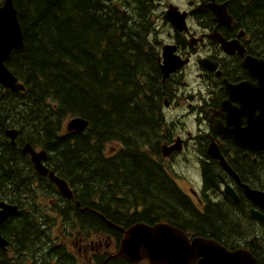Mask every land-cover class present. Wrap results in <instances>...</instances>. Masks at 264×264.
<instances>
[{"label":"flooded vegetation","instance_id":"flooded-vegetation-1","mask_svg":"<svg viewBox=\"0 0 264 264\" xmlns=\"http://www.w3.org/2000/svg\"><path fill=\"white\" fill-rule=\"evenodd\" d=\"M156 4L157 8L159 6L161 8L160 3ZM170 6L187 13V33L177 31L166 22L165 14ZM215 12L224 13L222 24L216 21ZM253 17L258 20H254ZM157 21L166 27L168 38V42H161L157 46L158 57H161L165 45H172L174 55L188 62L169 74L165 80L158 69L160 78L156 83L153 70L148 69V78L158 88L157 92L151 90V94L158 98V105L149 109L154 115L159 116L160 127H164L163 132L158 139L151 140L152 136L148 135L143 139L145 135L141 133L121 130V137L118 135L119 140L116 141L120 143V150H116L110 159L118 161V158L132 150L130 145L136 146L141 141L139 144L142 145L141 150H138L146 154L144 155L146 160L157 166L169 182H173L178 193L198 215L204 217L208 208L216 205L220 206L219 211H226L232 217H235L234 212L230 210H235L241 217V221L239 219L241 223L226 236H220V232L207 231L201 220L199 221L202 227H199L195 219L189 218L185 211L177 219L156 220L143 217L131 221L126 218L128 224L118 226L127 230L138 223L151 227L158 223H167L181 231L188 243L204 239L213 241L228 251H247L255 258L256 264H259L258 258L262 259L264 254V224L253 220L250 213L254 211L264 216V211L250 201L245 195V189L264 194V148L251 150V146L242 138L250 134L251 127H264V85L258 84V77L264 79V0H186L185 4L167 1ZM192 22L196 29H193ZM220 40L233 42L237 50L231 55L224 53ZM201 59L208 61L200 63ZM205 63L213 65L214 69ZM88 127L89 123L82 132H67L65 125L63 130L61 127L60 132L85 137ZM127 128L133 129V127L125 129ZM11 134L14 138L10 137ZM32 139H36V144ZM38 139L40 137L34 135L29 124H12L0 116V157L6 160L5 164H11L19 175L18 180H10L11 172L14 171H11L10 167L4 168L11 171L9 175H0L2 181L0 203L18 207L0 224V234L7 243L4 249L0 248V260L15 264H53L56 258L50 251L54 247L65 249L64 245H67L63 236L56 238L57 240L60 238L58 244L49 243L48 235L45 246H41V236L37 244L27 246L24 244V238L15 235V229L11 227L20 221L11 217L15 214H24H21L23 192L28 194V191L32 190L50 199L51 203L45 205L44 209L52 206L53 211L59 208L62 210L68 204L79 210L81 204L82 207L86 204L79 198L87 199L86 192L90 190L89 187L98 184L95 174L93 176L86 174L80 176L82 178L78 177L77 181H72L68 173L61 172L62 168L58 162L60 158L50 153L53 151L45 150L43 144L38 143ZM69 143L68 146L75 144L76 141L72 140ZM27 145L37 154L45 153V159L41 164L48 171L46 176L36 171L31 154L26 150ZM144 145L147 153L143 150ZM179 165L183 171L175 173L174 170ZM121 170L119 174H122ZM49 174L67 183L73 195L72 199L68 200L59 193ZM118 181L120 183L113 189L114 192L110 188L106 189L101 200L103 204L107 202L108 194H114L116 202L122 199L120 196L132 194L129 187L124 186L125 183ZM225 188H229L235 194L237 201L224 191ZM35 198L34 213L40 210L38 206L40 197L38 195ZM30 204L29 208L32 209ZM127 205L128 210L125 208L118 210L124 217H127L129 211L140 214L146 208L137 203L130 208V201ZM237 206L239 208L236 209ZM78 221L79 216L76 215L75 227H78ZM31 222L36 226L35 221ZM110 230L119 233V239L99 230L97 245L93 240L82 245L80 244L82 236L80 238L69 236L73 238L75 250L82 259L92 262L89 251L94 249V246L102 248V238L104 241L112 239L114 246L113 252L104 253L105 259L116 252L114 243L118 244L123 234L115 229ZM11 248L14 249V254L10 252ZM114 259L116 258L111 260ZM71 264H80L76 255H73Z\"/></svg>","mask_w":264,"mask_h":264},{"label":"trees","instance_id":"trees-1","mask_svg":"<svg viewBox=\"0 0 264 264\" xmlns=\"http://www.w3.org/2000/svg\"><path fill=\"white\" fill-rule=\"evenodd\" d=\"M12 2L17 10L24 51L12 52L6 66L23 85L24 91L12 93L0 87V116L12 124H29L34 135L40 137L38 143L60 158L59 162L65 165L72 181L86 174H95L98 180V184L91 185L86 192L87 199L79 198L86 203L84 207L81 204L78 210L66 204L62 210L58 207L54 212L61 217L78 215L80 233L101 230L117 239L119 233L110 230L105 221L118 226L128 224L126 218L131 221L143 217L172 220L185 211L199 227H202L201 220L207 231L220 232V236L236 229L241 217L233 209L230 211L235 217L219 211L221 208L216 205L208 208L204 217L198 215L178 193L173 182L146 160V154L140 151L141 141L136 146L130 145L132 150L118 161L101 160L104 144L118 141L121 130L141 133L145 135L143 139L149 135L152 140L158 139L163 132L159 116L149 109L158 105V98L151 94L152 89L157 92L158 88L148 78V69L153 70L155 83L160 78L159 44L153 35L155 0ZM74 117L88 121L85 137L61 134L64 121ZM72 140L76 141L75 145L68 146ZM32 142L36 144V139ZM5 163L6 160L0 157V175H9L14 170L10 180H18L17 171ZM6 167L11 171H6ZM120 170L122 174H119ZM118 180L125 183L132 194L120 196L119 202L114 199V194H108V200L103 204L101 200L106 189L114 192L120 183ZM129 201L130 208L137 202L146 208L140 214L129 211L124 217L118 210H128ZM85 208L84 212L80 211ZM29 213H32L30 209ZM29 213L12 216L11 219L18 218L20 223L11 228L15 229L16 236L24 238L27 246L37 244L41 236L43 247L48 235L37 229L45 226L43 217L35 216L36 227L31 222L35 220L27 215ZM47 215L52 218L51 214ZM50 253L55 255L57 264H71L73 254L66 249L54 247ZM105 257V254H94L92 264H128L122 259L105 263ZM262 259L258 258L259 264H264V254ZM0 264L15 263L0 260Z\"/></svg>","mask_w":264,"mask_h":264},{"label":"water","instance_id":"water-1","mask_svg":"<svg viewBox=\"0 0 264 264\" xmlns=\"http://www.w3.org/2000/svg\"><path fill=\"white\" fill-rule=\"evenodd\" d=\"M186 14V12H180L177 7L170 6L165 18L177 31L187 32ZM215 15L216 21L222 24L224 13L218 14L215 12ZM219 42L226 54L231 55L237 50L233 42L227 43L224 40ZM13 51H24L23 36L17 10L12 0H3L0 6V86L13 93L23 92V85L18 82L17 77L6 66V61ZM187 62L188 60L183 61L180 57L174 55L173 46H164L159 58V69L163 80ZM208 65L214 69L213 65ZM258 84L264 85V79L258 77ZM87 126L88 123L85 119L76 117L67 122L66 131L82 132ZM10 137L14 138L13 134ZM236 140L239 143L237 138ZM242 140L251 146V150H261L264 148V127H251L250 134ZM28 149L29 145L26 146V150L31 154V160L36 171L40 175L46 176L48 171L41 164V161L45 159V153L37 154ZM49 178L64 198L72 199V192L64 180L52 174H49ZM224 191L231 195L234 201H237L235 194L229 188H225ZM245 195L253 204L261 207L264 211V194L245 189ZM15 210L16 208L11 205L0 203V224L8 214ZM85 210L87 208L80 211L84 212ZM250 216L253 220L264 224L263 216L257 212L251 211ZM105 223L108 227L123 233L117 253L113 257L121 258L130 264L141 262L146 264H256L255 258L247 251H228L215 242L204 239H196L188 243L181 231L169 224L158 223L151 227L140 223L131 226L128 230H122L108 221H105ZM5 246L6 242L0 234V248Z\"/></svg>","mask_w":264,"mask_h":264},{"label":"rangeland","instance_id":"rangeland-1","mask_svg":"<svg viewBox=\"0 0 264 264\" xmlns=\"http://www.w3.org/2000/svg\"><path fill=\"white\" fill-rule=\"evenodd\" d=\"M167 1H170V2H173V1H178V3H181V4H185V1L186 0H155V3H160L161 5V8L160 6L157 8H155V15H154V21H155V31H153V35L154 37H156V40L158 42H168V38H167V29L166 27L160 22V21H157L158 17H159V13L160 11L162 10V8L166 5V2ZM157 5V4H156ZM157 16V17H156ZM192 27L193 29H196L194 23L192 22ZM170 40V39H169ZM71 118L69 119H66L63 123V125L61 126L62 127V130L63 128H65V125L66 123L70 120ZM152 140V139H151ZM144 142H147V141H144ZM71 145H75L74 143H72ZM116 150H120V143H116L113 142L111 143L108 142L107 144H104L103 146V152L101 154V160L104 162V161H109L111 160L110 157L112 154L116 153ZM143 150L146 152L147 148L146 146H144ZM147 153V152H146ZM59 162V161H58ZM60 164V167L62 168L61 172L63 173H66V167L64 164H62L61 162H59ZM63 166V167H62ZM186 167V166H185ZM182 168L181 166L179 165V167H177L174 172L175 173H180L182 172ZM84 178V177H83ZM29 193L27 194V192H23V195L21 196L23 198L22 200V209H21V214L24 213H29V204L31 205L32 209H30L32 211V213H29L27 215H29L31 217V220H35V222L37 221L35 216H39L41 215V217H43V223L45 224V226H41L40 227V231L43 233V235H49L50 236V239L48 238V242L49 243H53V244H58L60 238H58V240L56 239L57 237H60V236H63L65 239V241L67 242V245H64L65 246V249L66 250H69V252L73 255H76V257L78 258L79 260V263L80 264H92V262H89L87 260H83L82 257L77 253V251L75 250V246L73 245V238H71V236L69 235H73V236H77V237H81L82 236V241L80 242V244L82 243V245H85V243L90 239V240H93L95 241V243L98 242V235L97 233H89L87 235V233H81L79 234L78 233V229L77 230V227H74L73 224H74V221L71 222L73 219H74V215H71V216H63L61 217L60 214L58 212H54L53 211V208L52 206H49L48 208L44 209L45 205L47 204H50L51 200L48 199L46 196L38 193V192H34L32 190H29L28 191ZM39 195V207H40V210L36 213L33 212V210L35 211L36 210V205L34 204V200L36 199L35 197H37ZM30 201V202H29ZM47 213L51 214L52 215V218H50ZM42 219V218H41ZM40 219V221H42ZM30 220V221H31ZM39 223V222H38ZM69 236V237H68ZM68 237V238H67ZM67 238V240H66ZM101 244H102V250H99L100 252H103V249L104 248V245H105V242H103V240L101 239ZM113 242L109 241L108 245L107 246H111L109 249H105L106 251H109V252H113L114 251V246H112ZM81 245V246H82ZM48 247V246H47ZM10 252H12L14 254V249L11 248L10 249ZM12 257V256H10ZM53 264H56V261L54 260Z\"/></svg>","mask_w":264,"mask_h":264},{"label":"bare ground","instance_id":"bare-ground-1","mask_svg":"<svg viewBox=\"0 0 264 264\" xmlns=\"http://www.w3.org/2000/svg\"><path fill=\"white\" fill-rule=\"evenodd\" d=\"M13 52H20V51H13ZM6 204V203H5ZM18 208V207H17ZM117 253V252H116Z\"/></svg>","mask_w":264,"mask_h":264}]
</instances>
